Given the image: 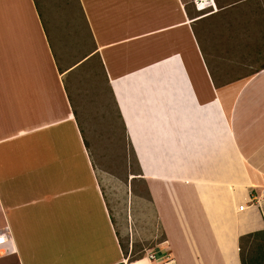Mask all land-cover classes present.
Wrapping results in <instances>:
<instances>
[{
	"label": "crops",
	"instance_id": "1",
	"mask_svg": "<svg viewBox=\"0 0 264 264\" xmlns=\"http://www.w3.org/2000/svg\"><path fill=\"white\" fill-rule=\"evenodd\" d=\"M68 2L75 8L69 30L88 33L92 43L62 66L37 0H0V220L7 250L19 264H128L140 243L157 255L167 250L170 264H241L238 236L264 229V197L251 195L260 186L264 192V66L222 84L200 61L207 83L198 84L180 45L167 47L181 42V29L189 32L175 0ZM175 29L177 41L169 33ZM94 56L139 169L125 179L104 168L79 170L67 137L49 138L57 144L51 168L27 147L42 142L34 135L45 129L67 124L78 131L60 77ZM23 146L29 157H22ZM48 182L52 221L47 212L22 208L36 196L16 200ZM95 188L112 199L114 224L102 209L94 213Z\"/></svg>",
	"mask_w": 264,
	"mask_h": 264
},
{
	"label": "rangeland",
	"instance_id": "2",
	"mask_svg": "<svg viewBox=\"0 0 264 264\" xmlns=\"http://www.w3.org/2000/svg\"><path fill=\"white\" fill-rule=\"evenodd\" d=\"M213 2L215 9L206 6L196 10L192 0H175L176 5L189 18V32L186 28L181 29L183 32L181 42L179 44L173 42V45L169 44L167 47L180 45L188 74L195 83L206 82L200 61L206 68L209 65L213 78L214 72L217 74L213 82L224 84L236 79H245L264 66V0H213ZM37 3L49 23L47 27L50 28L51 44L56 48L61 65L69 64L75 57L80 58L85 54L92 43L88 33L69 30L71 23L69 13L70 9L74 13V4L68 2L67 5L66 0H37ZM176 32L175 29L169 33L173 35ZM149 39L152 41L153 37ZM174 41H177L176 34ZM164 49L165 47L161 46L157 50L154 49V53ZM98 63L97 57H91L72 73L60 77L61 85L65 83L67 86L71 99L70 105L76 114L78 131L73 133L67 124L56 130L45 129L34 135L38 137V141L42 139V142L27 144V147L31 152L39 153L38 161L42 168H51L57 144H53L49 138L56 135L67 137L69 138L67 145L70 144L73 149H76L79 170L85 167L94 168V170L104 168L125 179L128 173H137L139 169L132 144L130 145V138L127 132L125 133L116 105L109 96L102 76L103 71ZM28 150L25 146L22 147V157H29ZM83 183L84 191L90 193L88 183L85 181ZM131 186H134V180H131ZM262 190L263 187L260 186L257 188V193L252 191L251 195L259 194L261 201L264 197ZM104 191L105 189L101 191L94 189V213L100 215L103 212L111 224H114L116 222L114 205ZM34 196L37 199L23 204L22 208L31 212L40 211V214L47 212L48 218L52 221L56 201L52 183L44 184L36 192H26L16 200L26 201ZM66 197L63 196L59 200L63 202ZM122 202L124 201H120ZM252 202L255 200L253 199ZM0 233H5L8 237L1 220ZM257 243L264 245L262 236L243 241L247 264L251 257L256 256ZM140 250V243H133L128 264L147 263L146 259H138L142 257ZM127 251L128 249L123 247V254ZM0 264H17L13 252L8 251V254L1 257Z\"/></svg>",
	"mask_w": 264,
	"mask_h": 264
},
{
	"label": "trees",
	"instance_id": "3",
	"mask_svg": "<svg viewBox=\"0 0 264 264\" xmlns=\"http://www.w3.org/2000/svg\"><path fill=\"white\" fill-rule=\"evenodd\" d=\"M81 64H83V63H80L79 65H81ZM98 64H99V68L101 69V71H103L101 63L99 62ZM78 66L75 68V70L78 68ZM102 76L104 78V82L106 84V88L108 90L109 96H110L112 102H114L110 87L108 85V81L105 78L103 72H102ZM63 89H64V92H65L66 98H67V100L69 102V105H70L71 99H70V96H69V93H68V89H67V86H66L65 83H63ZM114 104H115V102H114ZM71 110H72V113L74 115H76L75 112H74V109L72 107H71ZM258 236H262V238L264 240V229L263 230H256V231H252V232H248V233H244V234H241V235L238 236V256H239V260H240L241 264H247V261H246V259L244 257L245 256V252H244V248H243V241L249 240V239H255ZM255 254H256L255 257H251L249 259V264H264V245L262 243H257L256 244Z\"/></svg>",
	"mask_w": 264,
	"mask_h": 264
},
{
	"label": "built area",
	"instance_id": "4",
	"mask_svg": "<svg viewBox=\"0 0 264 264\" xmlns=\"http://www.w3.org/2000/svg\"><path fill=\"white\" fill-rule=\"evenodd\" d=\"M196 1L197 0H192V3L194 4L197 10L198 8L197 4L202 3L204 0H198V3ZM243 207H244L243 205H239L238 209L241 210ZM8 244H9L8 237L5 235V233H0V258L8 254V250H7ZM141 252H142V257L146 259L147 262L157 261V260L159 261L157 264H170L173 262V259L167 250L162 251V253H160L159 255H157L154 251L146 248H142Z\"/></svg>",
	"mask_w": 264,
	"mask_h": 264
},
{
	"label": "bare ground",
	"instance_id": "5",
	"mask_svg": "<svg viewBox=\"0 0 264 264\" xmlns=\"http://www.w3.org/2000/svg\"><path fill=\"white\" fill-rule=\"evenodd\" d=\"M196 2L198 3V0ZM210 4H212V5H210ZM197 6H198L197 10L203 9L206 6H211V7H214V9H215L213 0H204L202 3H200V4L198 3Z\"/></svg>",
	"mask_w": 264,
	"mask_h": 264
}]
</instances>
